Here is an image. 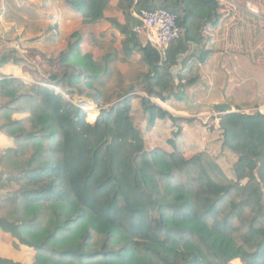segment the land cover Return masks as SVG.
<instances>
[{
  "label": "trees",
  "instance_id": "1",
  "mask_svg": "<svg viewBox=\"0 0 264 264\" xmlns=\"http://www.w3.org/2000/svg\"><path fill=\"white\" fill-rule=\"evenodd\" d=\"M65 2L86 18L102 17V0ZM123 2L121 31L150 66L137 92L146 94L139 99L153 126L172 119L151 99L176 95L168 74L173 55L217 24L219 5ZM132 7L137 15L174 13L180 39L160 50L142 46L132 32L139 23L127 12ZM77 47L78 39H70L58 57L62 77L53 85L60 92L0 80V134L13 141L0 153V230L14 238V247L32 249L34 264H264V116L230 113L220 121L222 145L237 154L234 170L238 180L248 179L245 185L210 178L202 155L184 160L177 153L147 152L129 116L138 97L122 92L104 103L94 90L93 70L73 60ZM89 103L98 110L93 123L87 122ZM195 175L197 186H191ZM3 207L10 212L1 213Z\"/></svg>",
  "mask_w": 264,
  "mask_h": 264
},
{
  "label": "crops",
  "instance_id": "2",
  "mask_svg": "<svg viewBox=\"0 0 264 264\" xmlns=\"http://www.w3.org/2000/svg\"><path fill=\"white\" fill-rule=\"evenodd\" d=\"M102 1L99 19L84 17L65 0H0V80L27 79L60 92L48 78L61 79L58 57L70 39H78L73 60L93 70L92 83L101 100L105 103L122 92L136 95L130 115L134 112L140 118L136 122L144 123V140L160 141L166 152L179 145L207 144L208 136L203 138L199 124L211 121L214 105L228 104L231 112L248 115L264 106V0H217V24L206 26L199 43L188 42L187 51L172 57L168 74L176 95L166 102L151 99L172 119L156 120L152 127L140 106L139 98L146 94L137 92L139 79L150 72V66L128 41L131 35L121 31L126 26L122 10L126 3ZM127 12L136 18L135 7ZM137 37L142 46L152 39L148 34ZM11 147L12 139L0 134V153ZM14 244V238L0 230V259L23 264L30 249Z\"/></svg>",
  "mask_w": 264,
  "mask_h": 264
},
{
  "label": "rangeland",
  "instance_id": "3",
  "mask_svg": "<svg viewBox=\"0 0 264 264\" xmlns=\"http://www.w3.org/2000/svg\"><path fill=\"white\" fill-rule=\"evenodd\" d=\"M21 81H23V83H25V84H29V85L32 84L27 79L21 80ZM44 86L48 87L47 85H44ZM86 109L88 111V114H90L87 118V122L93 123L94 119H92L90 116L92 115L95 118V115L97 114L98 110L93 108L91 105H88ZM141 110H142V112H144L142 109V106H141ZM138 111H140V110L138 109ZM130 112H131V108H130ZM231 113H235V112H231ZM252 113H249V114L253 115ZM210 114L212 115L211 121H207V123H204V124H199L201 131L203 130V132L205 133V134H203V135H205L203 138L207 139V136H208V139L205 141V143H207V144H204V146H201V147H198L195 145V146H193V148H191L192 146H189V144L187 145L186 143H184V144H186V145H183L184 148L179 145V147H178L179 149L173 148L167 152L165 150V147H163L162 144L160 143V141L144 140V123H141L142 124V127H141V124H139V122L138 123L136 122L140 118L136 119V117L134 116V112L131 115L129 114V116H130L131 122L133 123L135 129H137L138 132L140 133V136L144 142L145 150L147 152H150L153 150H159V151L164 152V153H169V152L177 153L184 160H190L197 155H202L204 157V160H202L201 168L205 171V173L208 177L214 178V179H217L220 181H231L234 183L238 182L242 185H245V183L248 181V179L245 178V179L238 180L236 173H235V170H234L236 168V165H237V154H235V153L233 154V152L232 153L227 152V151L225 152L221 149V146H220L222 144V133H223L222 129L220 127V123L222 122L223 117L226 114H224V113L219 114V113H215L213 111L210 112ZM238 114H240V113H238ZM245 115H248V114H245ZM260 115H262V114H260ZM17 116H18V119H23V118H26L28 115L25 114V115H17ZM137 116H139V114H137ZM149 127H152V126L149 125ZM171 136L174 137L173 134ZM220 141H221V144H220ZM12 143H13V141H12ZM213 145H215V147H212ZM206 164L211 165L212 168L210 166H207ZM260 164H261L260 166L263 169L264 163H260ZM243 168L246 172L248 171L247 168H245V167H243ZM254 173H255V177H258L257 176V170H255ZM195 177H196V175L190 180V182H193L191 184V186H197V183L194 182ZM2 203L3 202L1 201L0 206L2 205ZM7 212H10V207H6L5 211H4V207L1 209V213L5 214ZM8 215L10 216V214H8ZM12 217H10L9 219H12ZM30 254L31 255L28 256V259L23 264H34L35 252L32 249H30Z\"/></svg>",
  "mask_w": 264,
  "mask_h": 264
},
{
  "label": "built area",
  "instance_id": "4",
  "mask_svg": "<svg viewBox=\"0 0 264 264\" xmlns=\"http://www.w3.org/2000/svg\"><path fill=\"white\" fill-rule=\"evenodd\" d=\"M136 19L139 23L132 28V32L136 35H151L152 39L149 44L156 50L165 48L180 39L177 17L168 10L142 11L136 16ZM253 111L264 114V106L257 107ZM226 264H243V262L240 259H232Z\"/></svg>",
  "mask_w": 264,
  "mask_h": 264
},
{
  "label": "water",
  "instance_id": "5",
  "mask_svg": "<svg viewBox=\"0 0 264 264\" xmlns=\"http://www.w3.org/2000/svg\"><path fill=\"white\" fill-rule=\"evenodd\" d=\"M49 82L54 83L56 81L55 76H51L48 78ZM213 111L215 113H224V114H230L231 113V107L228 104H217L213 106Z\"/></svg>",
  "mask_w": 264,
  "mask_h": 264
}]
</instances>
